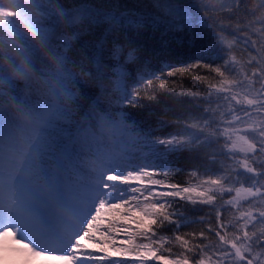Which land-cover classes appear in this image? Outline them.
I'll return each mask as SVG.
<instances>
[{"label":"snow or ice","instance_id":"obj_1","mask_svg":"<svg viewBox=\"0 0 264 264\" xmlns=\"http://www.w3.org/2000/svg\"><path fill=\"white\" fill-rule=\"evenodd\" d=\"M25 3L0 4V264H264V0ZM197 24L222 62H165ZM161 94L193 104L159 128L129 111Z\"/></svg>","mask_w":264,"mask_h":264},{"label":"trees","instance_id":"obj_2","mask_svg":"<svg viewBox=\"0 0 264 264\" xmlns=\"http://www.w3.org/2000/svg\"><path fill=\"white\" fill-rule=\"evenodd\" d=\"M74 0H62V3L66 7H70ZM95 2V0H94ZM114 4H118L121 9H130L133 11H153L150 0H112ZM257 0H246V4L250 9ZM201 15L203 13L201 12ZM211 24V20L208 21ZM107 25L94 26L90 33L81 37L79 44L84 42L97 41L103 37ZM165 37V40H168ZM161 41V36L159 32L147 31L143 34L142 42L143 46L148 48L150 51L155 48L157 53L161 52L159 47ZM166 54V61L169 63H194L198 59H203L205 62L219 64L222 62L221 57L223 53L221 51V46L218 43L216 33L213 30L204 28L197 24L193 27L190 34H181L175 39L170 40L166 45L164 50ZM75 59L79 60V55L73 53ZM155 62V61H153ZM201 74H206L205 70H200ZM179 79V78H177ZM185 88L191 87L193 84L196 85L197 90H199V84L189 78H185L184 81ZM85 87H88L85 85ZM89 91H94V88L88 87ZM142 106L137 108H131L129 111L133 116L145 126H150L152 128H159V121L161 119L166 121H171L182 115V107L188 108L193 102L185 97L178 100H173L168 98L166 94L158 95L156 101L143 100ZM167 109V112H166ZM174 130V126L167 125L158 131L157 135H162L167 132ZM170 162L173 165V171L180 169L181 171L173 177L174 181L184 182L187 178V173L190 168L198 161L192 158V154L188 152H178L171 156ZM207 209L196 208L193 209L188 206L186 214L189 218L195 219L201 215H204ZM200 227V225H190L183 228L182 231H191L193 228ZM91 247V246H90ZM122 259H127L122 257Z\"/></svg>","mask_w":264,"mask_h":264},{"label":"clouds","instance_id":"obj_3","mask_svg":"<svg viewBox=\"0 0 264 264\" xmlns=\"http://www.w3.org/2000/svg\"><path fill=\"white\" fill-rule=\"evenodd\" d=\"M16 2L21 6V9H25V8H27V4L25 3V0H16ZM0 4H4V5H7L8 4V0H0ZM15 10V9H14ZM21 28H22V30H24L23 29V26H21ZM25 34L26 35H29L26 31H25ZM29 38L30 39H33L34 40V38H32L30 35H29ZM7 66L5 65V68H6ZM18 83H22V81H17Z\"/></svg>","mask_w":264,"mask_h":264},{"label":"rangeland","instance_id":"obj_4","mask_svg":"<svg viewBox=\"0 0 264 264\" xmlns=\"http://www.w3.org/2000/svg\"><path fill=\"white\" fill-rule=\"evenodd\" d=\"M121 239H122V238H121ZM118 242H120V241L118 240ZM120 259H122V257H121Z\"/></svg>","mask_w":264,"mask_h":264}]
</instances>
